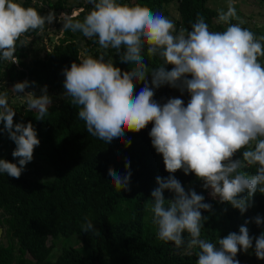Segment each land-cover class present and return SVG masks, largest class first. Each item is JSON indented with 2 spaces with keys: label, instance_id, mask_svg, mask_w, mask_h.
I'll use <instances>...</instances> for the list:
<instances>
[{
  "label": "clouds",
  "instance_id": "1",
  "mask_svg": "<svg viewBox=\"0 0 264 264\" xmlns=\"http://www.w3.org/2000/svg\"><path fill=\"white\" fill-rule=\"evenodd\" d=\"M87 3L91 8L82 19L76 13H61V29L81 33L105 51L98 58H78V63L62 70L63 97L76 108L87 133L105 145L129 146L126 133H139L151 124V146L168 173L155 178L157 186L150 193L157 239L177 249H195V264H240L238 254L250 249L257 260H264V231L250 235L248 220L238 232L215 242L204 238L209 217L202 213L211 212L212 204L194 188L186 190L174 175L177 171L194 175L212 199L241 215L252 206L257 192L264 194V35L243 27L246 21L238 15L235 0H228L226 10L217 9L215 23L225 26L223 31L210 30L200 12L189 31L177 29L161 11L139 3ZM56 19L52 10L42 15L19 0H0V62L18 65L15 53L30 43L29 33L43 32ZM110 49L127 70L115 66L112 57L105 59ZM149 60L159 63L150 67ZM35 84L24 80L10 90L23 93L17 96L26 104L25 111L35 112V119L43 121L53 100L46 85L38 96L35 91L25 92ZM138 84L143 86L136 92ZM165 85L181 96L187 93V104L180 97L157 101L156 90ZM0 89H5L3 84ZM15 115L9 92L0 91V135L6 133L14 142L11 155L17 160L0 158V174L19 179L40 140L33 124L14 123ZM131 175L127 161L125 174L108 169L119 192L130 190ZM165 191L172 194L170 199ZM253 220L258 227L264 224L260 215ZM81 231L98 234L87 217Z\"/></svg>",
  "mask_w": 264,
  "mask_h": 264
},
{
  "label": "trees",
  "instance_id": "2",
  "mask_svg": "<svg viewBox=\"0 0 264 264\" xmlns=\"http://www.w3.org/2000/svg\"><path fill=\"white\" fill-rule=\"evenodd\" d=\"M257 1L264 15V0ZM118 2L139 3L172 19L168 12L171 3L177 12L174 19L177 29L183 27L190 31L196 13L200 12L210 30H224L223 25L215 23L217 10L208 6L206 0ZM21 3L36 8L42 15L50 10L56 15L64 8L68 13L74 7L80 8L76 13L80 19L91 8L87 0L70 4L65 0H46L43 8L30 0ZM58 25L62 26V22ZM58 25L54 34L59 31ZM60 32L62 36L48 49L43 45L30 47V51L27 47H19L15 53L20 60L18 65L0 62V84L5 87L0 91L7 90L10 97L12 86L24 80L36 82L34 88L25 90L34 91L46 85L47 89L64 91V68L70 67L72 62L78 63V58L89 55L98 58L105 51L81 33L62 29ZM38 33L32 32L29 36H38ZM110 57L115 66L127 70V65L119 61L114 50H107L105 59ZM149 63L154 67L159 61L149 60ZM167 67L170 70L171 66ZM3 76L5 81H2ZM142 86L138 84L136 92ZM171 89L166 85L160 87L154 98L164 103ZM48 95L53 97V94ZM20 107L14 123L31 122L40 144L19 179L0 174V227L5 237V242L0 241V264H195V249L189 250L186 246L177 249L172 243L159 241L151 223L149 204L151 190L157 186L155 178L168 175L162 157L151 146L148 136L151 124L139 133H126L124 141L130 140L129 146L124 142L105 145L87 133L84 122L77 118V110L67 97L52 103L43 121L35 119V112L25 111L26 104ZM14 148V142L6 133L0 135V158L16 163L11 155ZM241 155L238 153L237 158ZM126 161L132 172L130 190L119 192L108 177V169L125 174ZM174 175L186 190L194 188L204 195L205 202L212 204L211 212L202 213L209 217L202 230L204 238L215 242L229 232H238L245 220L249 221L250 235L255 237L264 231V224L258 227L253 220L256 215L264 218V194L257 192L252 206L241 215L230 205L212 199L194 175L185 176L181 171ZM164 196L170 199L172 194L165 191ZM86 217L93 221L98 234L81 231ZM57 241L60 251L53 257L52 248ZM190 251L193 254L190 255ZM237 259L240 264H264V260L256 259L252 249L239 253Z\"/></svg>",
  "mask_w": 264,
  "mask_h": 264
},
{
  "label": "rangeland",
  "instance_id": "3",
  "mask_svg": "<svg viewBox=\"0 0 264 264\" xmlns=\"http://www.w3.org/2000/svg\"><path fill=\"white\" fill-rule=\"evenodd\" d=\"M22 0H19L21 2ZM32 3H35L37 5H45L46 0H30ZM53 1V0H51ZM80 0H65L66 4L74 3ZM82 2H85L86 0H81ZM228 0H206V4L212 8H215L216 10L219 8H224L226 10ZM235 7L237 9L238 15L246 21V24L243 25V27L251 29L254 33L257 35H264V15H263V8L258 3L257 0H235ZM80 10V8H72L69 13L64 8L59 13L56 14L57 19L50 25H46L45 30L43 32H39L38 36H31L30 43L26 46L29 50L30 47L43 45L45 48H50V44L53 42H57V38L62 36L60 30L62 28L61 25H58L60 23L59 16L61 13H68L69 15L73 13H77ZM168 12L169 17H171L173 20L177 18V12L173 4L168 5ZM58 25L59 31H57L55 34L56 27ZM225 27V26H224ZM30 51V50H29ZM82 52L80 53V56H82ZM30 54L25 58L26 60H29ZM6 77L3 76L2 81H5ZM42 87L37 88L35 93L37 94L40 92V89ZM49 94H53L52 100L53 103H56L59 98L63 97V92H56L54 89H47ZM29 90H25V92H28ZM17 95H23V93L15 94L12 91L10 92L9 97V103L10 106L15 109V111L19 112V109H22L20 105L22 104L21 99ZM171 97H180L185 101V104H187V101L189 99L187 93L183 94L181 96L180 92L171 89V91L168 94V98ZM161 157V156H160ZM33 170H31L32 172ZM0 241L5 242V237L2 235V230L0 233ZM60 251V242L57 241L55 245L52 248V255L55 257L56 254H58ZM253 251V250H252Z\"/></svg>",
  "mask_w": 264,
  "mask_h": 264
},
{
  "label": "water",
  "instance_id": "4",
  "mask_svg": "<svg viewBox=\"0 0 264 264\" xmlns=\"http://www.w3.org/2000/svg\"><path fill=\"white\" fill-rule=\"evenodd\" d=\"M1 230H2V228L0 227V233H1Z\"/></svg>",
  "mask_w": 264,
  "mask_h": 264
}]
</instances>
